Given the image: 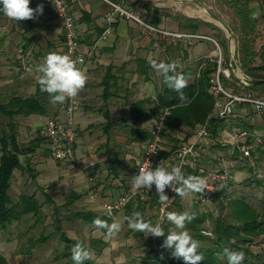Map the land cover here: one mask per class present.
Segmentation results:
<instances>
[{
  "label": "crops",
  "instance_id": "obj_1",
  "mask_svg": "<svg viewBox=\"0 0 264 264\" xmlns=\"http://www.w3.org/2000/svg\"><path fill=\"white\" fill-rule=\"evenodd\" d=\"M111 1L123 3L126 7L137 11L148 22L161 28L174 32L205 33L212 36L206 31L212 26L211 15L204 11L208 7L206 1ZM68 2L78 21L80 49L87 57L78 67L85 71L88 81L83 91L75 98L79 133L76 163L59 162L63 165L59 169H62L64 175L69 176L73 186L72 192L79 196L77 199H80L84 192L88 193V200H98L99 197L100 205L95 208L104 211L103 204L114 200L130 183L141 154L150 139L156 118L164 110V108L157 109L156 104L167 86L163 83L162 76L150 66L149 59L166 63L177 62L178 73L184 70L192 71V76L187 78L188 83H191L200 77L202 71L211 63L208 61L204 69L200 70L202 58L215 55V46L209 41H195L192 46H185L162 40L157 45L155 37L143 34L136 23L121 18H116L112 30L102 37L107 26L105 15L111 10L110 4L106 0H68ZM38 4L44 5V11L35 20L16 22L0 12V104L8 103L14 97L37 96L43 100L46 109L43 114H31L28 117L15 115L10 118L0 113V126L9 131V124L13 121L18 143L23 147L35 144L32 142L37 139L46 121L58 112L60 105V103H51L50 96L40 90L37 81L40 73L35 69L37 65L43 63L48 53L61 52L64 42L63 28L43 0H35L30 7L35 9ZM206 16L208 18H205ZM187 19L195 22L191 24L195 27L194 24L200 22L196 32H193L189 26L187 28ZM20 48L24 49L29 59L31 65L29 72L19 66ZM138 102H142L139 117L134 118L131 110ZM133 128L140 130L138 135L135 134L137 137L132 134ZM222 130H219V135L225 131ZM194 135L195 133L189 137L190 141ZM217 139L218 137H213L209 149L217 145ZM229 139L228 137V141ZM117 151L121 152L119 158L124 159L125 164L132 168L123 171L118 177L108 169L109 155ZM51 158L54 160L48 142L46 141V144L42 142L33 152L20 155L22 167L15 170L14 176L17 170L22 173L24 169L30 168L34 172V163L38 164ZM203 161L205 165L214 164L211 167H215V152L210 158H205L202 154L201 162ZM160 162L171 168L175 163V156H163ZM94 172L97 184L93 183ZM32 176L37 179L35 174ZM109 177L113 180L110 181ZM194 198L196 199V194ZM139 202H134L136 205L134 209L139 206ZM144 202L146 207H151L149 198ZM93 212L99 213L97 210Z\"/></svg>",
  "mask_w": 264,
  "mask_h": 264
},
{
  "label": "trees",
  "instance_id": "obj_2",
  "mask_svg": "<svg viewBox=\"0 0 264 264\" xmlns=\"http://www.w3.org/2000/svg\"><path fill=\"white\" fill-rule=\"evenodd\" d=\"M256 1L258 0H224L225 4L228 8L232 9L241 23L242 44L240 52L244 71L252 78L264 79V58L259 63L257 60L258 54L251 45V37L256 30V22L251 5ZM0 12L3 13L2 11ZM193 23L195 22L187 19L186 26L187 28L189 26L193 32H196L199 29L200 22L194 24L196 27L191 25ZM214 70L215 63L211 62L202 71L200 77L187 84V87L183 89V94L187 97L184 101H181L178 94L168 87L159 96L156 108L160 110L169 108L167 127L163 132V137H166L171 132H176L182 126L195 130L198 125L204 124L207 121H209V129L213 137L215 136L216 138L219 135V130L223 126L224 121L210 117L214 107V97L209 93V87ZM180 73L184 74L186 78L192 76V71L190 70H184ZM250 88L254 91L264 90V82L250 86ZM141 104L142 102H138L132 106L131 112L134 118L139 117L138 113ZM45 111L43 100L37 96L28 98L14 97L8 103L0 104V113L10 118H13L15 115L28 117L31 114H43ZM9 125V131L0 126V227L9 226L29 214L36 217V220L39 221L42 210V203L34 195L22 194L19 200L15 201L10 194V190L15 170L22 167L20 155L33 152L37 146L41 145L42 142H46V140L40 135L32 142L35 143L34 145L23 147L18 143L17 133L13 128L14 122H10ZM139 132L140 130L138 129H132L133 136ZM190 136L191 133H187L185 138H189ZM120 154L121 152L117 151L109 155L108 169L116 177L120 176L123 171H129L131 168V166L125 164L124 159L119 158ZM166 155L170 154L162 150L160 151L159 158ZM243 161L245 165H249L247 170V172L249 171V177L247 178L248 185H256L257 188H262V197L257 198L251 189L248 192H243V194L236 193L235 196H231L232 189L236 187V181L234 178L230 179L227 185L219 190L214 197V200L219 201L220 204L228 206V215L216 218L212 230H209L205 226L208 222V216L196 210L187 211L178 202L181 199L180 196H177L172 204V207L174 205L177 206V212L187 211L196 216L192 223L186 225V230L199 243H208L204 246L200 244L198 249V252L204 257L200 264H227L226 260L217 258V253L222 251L224 247H228L233 251H242L244 253L242 264H264V241L262 240L264 237V146L261 145L255 148L252 161L247 159H243ZM69 197L72 203L79 196L72 192ZM144 200H138L140 201L139 206L135 210L131 209L135 201L131 202L127 206L129 212L124 218L130 216L134 211H139V209L144 210L146 205ZM151 203L152 206H157L160 203L158 196ZM77 216L90 224L97 217L107 220L111 224V217H114L110 213L99 214L93 211L77 212ZM167 221L162 225L165 234L168 233V226L165 227ZM57 222L59 223L57 230L61 231L60 219ZM165 238L166 235L156 237V240L148 243L145 252L137 260L128 261L126 264H184L182 259L177 260L171 257L170 250L161 247ZM63 241L67 249L64 256L71 257L68 246L72 240L68 237L66 239L63 236ZM156 243H159L160 246ZM100 245L107 246V242L100 239L93 240L91 247L97 248ZM254 247H260V249L255 250ZM0 264L13 263L9 262L0 253ZM84 264L103 263H95L93 260L88 259L84 261Z\"/></svg>",
  "mask_w": 264,
  "mask_h": 264
},
{
  "label": "rangeland",
  "instance_id": "obj_3",
  "mask_svg": "<svg viewBox=\"0 0 264 264\" xmlns=\"http://www.w3.org/2000/svg\"><path fill=\"white\" fill-rule=\"evenodd\" d=\"M208 3L206 7L210 12L223 21V23L229 27L236 38V52L239 55L241 61V23L235 16L232 9L228 8L224 0H201ZM252 10L256 22V30L252 34L251 45L254 51L258 54V62H262L264 58V0H258L252 3ZM208 15V14H207ZM209 16V15H208ZM205 18H208L207 16ZM212 22L207 32L218 41L222 50L223 57L227 60L228 65V37L226 31L221 27L218 20L211 18ZM215 26V27H214ZM217 68V63H215ZM233 77L225 78V85L227 87L235 88L237 85L233 81ZM258 94L264 96V90H255ZM221 129L225 130L217 139V145L212 149L206 148L201 151L205 158H210L212 153L215 152V167H211L201 162L200 164L206 168H226L229 166V162H235L237 164L236 169L232 168V172L235 175L234 181L236 187L232 189L231 196H235L236 193L243 194L248 192L249 189L253 190L257 198L262 197V188H257L256 185H248L249 171L248 166L245 165L243 159L237 156V159L230 157V151L232 146L227 143L228 132L234 126H241V121L230 120L223 122ZM193 131V132H192ZM186 126L181 127L176 132H171L166 137H163V151L170 155H174L175 151L182 146V144L190 141L189 138H185L187 132L192 130ZM35 134H33L34 136ZM41 133H38L40 136ZM46 144V142H44ZM227 144V145H226ZM46 145L43 146L45 148ZM165 148V149H164ZM224 154L225 161L220 163L217 160V156ZM239 155V152H236ZM72 164V163H71ZM27 164L25 163V167ZM63 166L55 159H45L41 163H34L33 170L30 168L24 169L21 173L20 170L16 171V175L12 180V188L10 191L11 196L15 201L20 198L21 194L34 195L36 199L42 203L41 218L39 221L36 217L29 214L24 216L20 221H16L9 226L0 227V253L4 255L7 260L13 264H74L71 257H65L64 253L67 252L63 236L72 240L68 246V250L71 252L72 247L77 241L82 242L87 248L91 250V259L95 263L103 264H126L128 261L138 259L148 246V243L156 240V237H145L143 233L137 232L128 227V223L124 219L125 214H128L127 207L121 211L114 213V217L122 223L121 231L112 238H106V230H97L92 224L84 221L77 216V212H86L97 210V212L104 214L102 209H96L95 206H99L101 199L88 200V193H82L80 199L70 202L69 195L73 191L72 182L68 175H64L62 169ZM77 167V166H76ZM60 171V172H59ZM194 171L189 167L184 174L193 175ZM35 174L37 179L32 176ZM95 172L92 173L94 178ZM98 180V179H97ZM109 180H113L109 177ZM250 180V179H249ZM97 184L96 179L94 182ZM180 187V185H179ZM100 194H98L99 196ZM157 195L149 198V202L155 199ZM195 194H189L178 201L187 211H198L208 216V222L206 228L212 230L215 224V219L219 216L228 215V206L220 204L219 201L213 200L207 205H200L194 198ZM152 204V203H151ZM150 204V205H151ZM156 204V203H155ZM159 204V203H158ZM157 204V205H158ZM102 205V203H101ZM134 209L136 207L133 203ZM156 206V205H155ZM102 210V211H101ZM135 210V209H134ZM145 221H151L152 224L157 223L158 209L151 205V207H144V210H140ZM138 211V212H139ZM106 212V211H105ZM169 212H177V206L172 205L169 207ZM61 221V231L57 230L59 224L57 220ZM168 226V230L174 226L167 221L165 227ZM67 236V237H66ZM104 240L107 242V246L100 245L97 248H92L91 244L93 240ZM264 241V237L262 239ZM159 245V243H156ZM201 246L208 244L200 243ZM160 246V245H159ZM255 250H259L260 247H254Z\"/></svg>",
  "mask_w": 264,
  "mask_h": 264
},
{
  "label": "built area",
  "instance_id": "obj_4",
  "mask_svg": "<svg viewBox=\"0 0 264 264\" xmlns=\"http://www.w3.org/2000/svg\"><path fill=\"white\" fill-rule=\"evenodd\" d=\"M106 1L110 4L111 10L105 15L107 26L102 37H105L112 30L114 20L121 18L136 23L143 34L155 37L157 45L161 40L170 44H184L185 46H192L195 41H209L214 44L215 55L202 58L203 63L200 66L201 70L204 69L208 61L217 63L209 87V93L214 97V107L210 117H215L224 122L230 120L241 121V126H234L228 132L230 139L227 140V143L232 146L230 157L237 159V156H239L242 159L252 161L255 148L261 145L264 146V96L258 94L244 82V78L248 75L244 71L236 52L235 36L231 50L228 47V65L224 66L227 64V60L223 57L220 44L213 36L205 33L167 30L148 22L137 11L126 7L121 2ZM33 2L35 0H30V4ZM43 2L54 13L63 28L64 42L60 54L71 55L73 59L80 58L82 63L78 65L83 64L87 57L79 46L78 21L71 11L70 3L68 0H43ZM18 63L22 70L26 72L31 70L29 59L23 48L19 50ZM226 77H233V81L237 86L235 88L227 87L225 85ZM76 109L77 101L75 98L60 103L58 112L46 121L45 126L40 131L41 136L49 144L52 157L57 162L76 163V145L79 136ZM168 113L169 108H164L158 114L134 176L139 173L138 166L144 165L147 161L151 163L152 167H156L160 163L159 154L163 150V132L167 127ZM209 125V121L201 124L193 139L182 144L175 151V163L173 165L180 166L183 173L190 167L194 171L193 175L207 178L209 190L206 189L203 196L196 193V202L203 206L211 203L216 193L224 188L230 179L234 178L235 175L231 169L237 166L235 162H229V166H226V168H206L200 164L201 151L209 148L213 143V135ZM236 152H239V155ZM223 156L224 154H221L216 157L220 163H223L222 161L226 159ZM176 187H179V185H176ZM154 195H156L155 186H153L152 191L147 189L135 190L132 187L131 180L126 189L114 200L105 202L103 208L106 213L114 214L126 208L133 201L144 200ZM166 195L170 199L168 204L166 206L161 203L157 205V222L161 221L162 225L167 221L166 214L169 212V207L178 196L170 188L166 189Z\"/></svg>",
  "mask_w": 264,
  "mask_h": 264
},
{
  "label": "clouds",
  "instance_id": "obj_5",
  "mask_svg": "<svg viewBox=\"0 0 264 264\" xmlns=\"http://www.w3.org/2000/svg\"><path fill=\"white\" fill-rule=\"evenodd\" d=\"M0 6H2L0 11L16 22L35 20L44 11L43 4H38L35 9L30 7V0H0ZM79 63H82L80 58L73 59L68 54L50 52L44 57L43 63L37 65L35 70L40 73L37 77L40 90L50 96L51 103L62 104L66 100L76 98L83 91L88 76L78 67ZM149 63L157 74L162 76L163 83L178 94L181 101L187 99L183 94V89L187 87L188 79L184 74L177 72V62L166 63L149 59ZM138 167V175L131 178L132 187L135 190L152 191L155 186L159 202L165 206L170 201L169 196L166 195V189L170 188L180 197L196 193L203 196L205 190L208 189L206 177L185 176L180 166H173L169 169L160 162L156 167H152L151 163L147 161ZM176 185H180V187H176ZM166 218L174 226L168 230L167 234H165L161 221L155 224L145 221L138 211H134L124 219L130 229L143 233L145 237L166 235L161 247L170 250L171 257L177 260L182 259L184 264H200L204 259L203 255L198 252L200 243L186 230V225L192 223L196 216L187 211L168 212ZM111 219L112 222L109 224L107 220L97 217L92 221V224L97 230H106V238H112L121 231L122 223L115 217H111ZM91 255V250L80 241H77L72 247L71 259L74 264H84V261L91 259ZM217 258L226 260L227 264H242L244 253L224 247L217 253Z\"/></svg>",
  "mask_w": 264,
  "mask_h": 264
},
{
  "label": "water",
  "instance_id": "obj_6",
  "mask_svg": "<svg viewBox=\"0 0 264 264\" xmlns=\"http://www.w3.org/2000/svg\"><path fill=\"white\" fill-rule=\"evenodd\" d=\"M205 11H206L209 15H211V17H212L213 19L218 20L219 23H220V25H221V27H222V28L228 33V42H229L228 47H229V49L231 50L232 45H233V40H234V33L232 32V30H231L229 27H227V26L223 23V21H222L221 19L217 18V17L215 16V14H213L212 12H210L207 8H205ZM244 82H245L248 86H253V85H257V84L263 83V82H264V79H256V78H252V77H250V76L248 75V76H246V77L244 78Z\"/></svg>",
  "mask_w": 264,
  "mask_h": 264
},
{
  "label": "bare ground",
  "instance_id": "obj_7",
  "mask_svg": "<svg viewBox=\"0 0 264 264\" xmlns=\"http://www.w3.org/2000/svg\"><path fill=\"white\" fill-rule=\"evenodd\" d=\"M204 11H205V10H204ZM198 12H200V11H198ZM203 14H205V13H203ZM205 15H206V14H205ZM205 15H204V16H205Z\"/></svg>",
  "mask_w": 264,
  "mask_h": 264
}]
</instances>
